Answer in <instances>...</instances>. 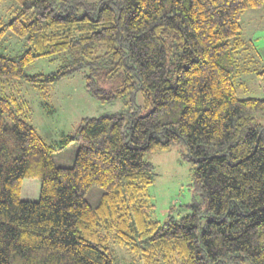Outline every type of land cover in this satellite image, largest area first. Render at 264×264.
<instances>
[{"label":"trees","instance_id":"trees-1","mask_svg":"<svg viewBox=\"0 0 264 264\" xmlns=\"http://www.w3.org/2000/svg\"><path fill=\"white\" fill-rule=\"evenodd\" d=\"M14 1L0 41L10 30L25 48L0 54V77L44 94L83 71L94 99L124 107L82 118L62 141L78 145L64 167L27 102L0 97V264H116L112 243L141 264H264V124L253 115L264 97L236 93L242 15L264 0ZM40 57L59 64L26 74ZM180 144L205 209L194 197L188 213L158 221L145 155ZM28 179L35 200L22 198Z\"/></svg>","mask_w":264,"mask_h":264},{"label":"rangeland","instance_id":"rangeland-1","mask_svg":"<svg viewBox=\"0 0 264 264\" xmlns=\"http://www.w3.org/2000/svg\"><path fill=\"white\" fill-rule=\"evenodd\" d=\"M94 1V0H91ZM18 9L14 0H0V18L3 22L10 20ZM242 36L247 42V48L238 56L241 70L236 82L241 83L236 93L240 98L264 97V6L245 11L241 19ZM24 39L7 30L0 41V54L14 56L24 50ZM59 64L57 58L40 57L26 67V74L48 73L55 70ZM262 72V73H260ZM83 71L64 77L44 90L35 87L22 79L0 77V97L13 95L27 102L29 107V122L34 125L38 134L49 145L57 146L52 158L55 165L68 167L73 164L78 145L70 141L62 142L66 135L77 129L82 118L99 116L104 113L121 112L123 101L102 103L94 99L85 88ZM137 103L141 97L136 96ZM255 119L264 124V116L253 114ZM62 147H60V146ZM183 144L171 146L168 150L157 149L146 152L145 160L154 167V180L149 185L148 199L153 204L152 216L161 221L168 215L183 216L189 212L187 204L194 197L199 201L200 208L205 209V203L195 193L193 186L194 165L187 161L182 153ZM23 180L22 198L35 200L37 182ZM37 181V182H36ZM103 190L92 186L85 199L90 204H96ZM116 257V264H141L129 250L118 244H111Z\"/></svg>","mask_w":264,"mask_h":264}]
</instances>
